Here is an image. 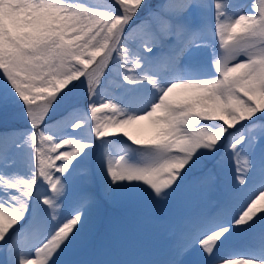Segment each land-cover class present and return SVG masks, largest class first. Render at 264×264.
Masks as SVG:
<instances>
[{
    "label": "snow or ice",
    "instance_id": "snow-or-ice-1",
    "mask_svg": "<svg viewBox=\"0 0 264 264\" xmlns=\"http://www.w3.org/2000/svg\"><path fill=\"white\" fill-rule=\"evenodd\" d=\"M17 113L0 264H61L103 203L159 207L226 162L228 200L181 215L166 259L95 264H264V0H0V119Z\"/></svg>",
    "mask_w": 264,
    "mask_h": 264
},
{
    "label": "rangeland",
    "instance_id": "rangeland-1",
    "mask_svg": "<svg viewBox=\"0 0 264 264\" xmlns=\"http://www.w3.org/2000/svg\"><path fill=\"white\" fill-rule=\"evenodd\" d=\"M237 2L246 3L250 0ZM106 94L114 93L109 91ZM16 127H27L19 113L8 120L0 119V130ZM243 157L242 153L241 166ZM27 159L25 155L18 158L16 164L9 161V165L26 171L24 165ZM233 167V163L226 162L223 167L216 168L211 187L204 190H200L195 184V180L203 174L202 171H197L189 178L183 191L172 201L159 207L121 200L103 203L82 238L61 257V264H95L96 261L109 259H166L175 239L172 225L181 215L212 204H223L228 200L232 192ZM234 243L237 247L242 246L245 238L238 237ZM4 258L0 254V261Z\"/></svg>",
    "mask_w": 264,
    "mask_h": 264
},
{
    "label": "bare ground",
    "instance_id": "bare-ground-1",
    "mask_svg": "<svg viewBox=\"0 0 264 264\" xmlns=\"http://www.w3.org/2000/svg\"><path fill=\"white\" fill-rule=\"evenodd\" d=\"M0 131H3V130H0Z\"/></svg>",
    "mask_w": 264,
    "mask_h": 264
}]
</instances>
